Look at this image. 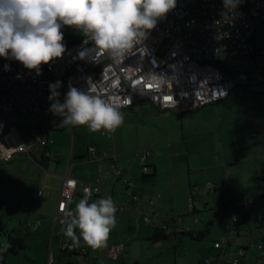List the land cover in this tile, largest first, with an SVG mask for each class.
Returning <instances> with one entry per match:
<instances>
[{
  "label": "built area",
  "instance_id": "2783aa9c",
  "mask_svg": "<svg viewBox=\"0 0 264 264\" xmlns=\"http://www.w3.org/2000/svg\"><path fill=\"white\" fill-rule=\"evenodd\" d=\"M261 22H264V0H249L247 5L232 10L225 8L224 0H176V7L157 21L156 27L147 34L142 44L119 62L106 54L95 62L79 59L78 52L92 47V43L89 41L85 44L82 34L77 36L76 33L69 38L64 37V55L47 65H41L39 74L24 68L18 61L0 57V144L4 158L9 159L17 153H26L31 157L36 154L49 155L39 151L51 141L44 135L43 128L34 123L24 124L25 120L18 115L50 118L52 101L49 99V85L57 81L60 82L57 91L61 103L69 87L87 91L92 84L93 94L109 100L119 110L138 101H149L162 110L185 112L226 98L237 83L232 73L246 64L252 49L251 36ZM67 28L71 27L65 26L62 32ZM8 134L13 138V149L6 153L5 137ZM89 153L99 156L93 145L89 146ZM135 153L142 171L148 172L146 160L150 150L142 149ZM102 155L108 160L109 169L120 177L123 169L117 162V156L107 151ZM42 181L35 192L36 196L43 193ZM78 183L68 173L63 175L54 217L55 223L62 227L61 235L64 232L61 219L74 213L85 187L93 189L90 202L106 197L97 182H81V191L77 194ZM123 183L128 198L123 203H115L116 212L125 209L142 212L145 222L165 229L166 234L190 229L176 222L170 225L171 220H177L180 216L154 210L153 200L143 209L133 191L134 180L124 178ZM76 195L78 200L75 199ZM253 200L243 198L240 204L228 203L224 211L230 223L251 224L248 236L254 237V243L250 246L254 263L264 264V236L256 231L258 229L263 234V217L247 214L241 209V205ZM188 210L192 213L195 211L193 199L188 202ZM40 224V220H36L31 225L32 230H37ZM227 232L223 240L226 245L230 243V235L239 234L236 226L228 228ZM214 247L222 250L207 257V264H238L239 256L246 253V248L241 246L237 254L226 255L222 241H215ZM73 251L76 261L81 262L87 248ZM123 252V243H116L110 246L108 256L115 259ZM56 263L57 255L48 251L46 264Z\"/></svg>",
  "mask_w": 264,
  "mask_h": 264
},
{
  "label": "rangeland",
  "instance_id": "374dc122",
  "mask_svg": "<svg viewBox=\"0 0 264 264\" xmlns=\"http://www.w3.org/2000/svg\"><path fill=\"white\" fill-rule=\"evenodd\" d=\"M73 33L81 35L72 28H67L63 35L69 38ZM262 89L264 79L258 74L256 78L252 75L249 89L238 83L226 98L182 112L181 118L178 117L168 132L157 131L144 122L135 123L136 120L126 119V109L120 110L124 120L113 133L103 129L91 132L87 126L56 128V125H63L62 117L53 114L48 121L47 118L34 116L32 123L39 124V127L46 122L53 126L48 149L59 154L60 160L51 157L39 164L33 156L22 153L6 159L0 144V217L4 226L3 230L0 228V264L5 254L7 264H14L25 257L31 258V264H43L42 254L45 259L47 247L44 241L48 240H45L47 234L42 231L54 223L63 179L56 168L73 160L74 153L85 154L87 146L96 141L105 150L111 146L130 149L138 145L135 149H146L153 144L171 143L170 148L164 147L165 152L159 159L161 168H164L160 172L161 180L170 179L174 172L175 181L179 183L174 189V197L181 203V211L170 212L172 216L178 214V222L196 234L207 228L199 238L186 234L177 236L176 242L179 239L184 242L177 249V264H207L198 262V259L202 257L205 261L211 254L222 250L214 247L215 241H222L226 255L237 254L241 246L245 247L246 253L239 256L238 264H255L250 247L254 237L248 236L251 224L230 223L224 208L228 203L240 204L243 198L254 199L241 205V209L250 215L263 217V234L258 229L256 231L264 236V196L261 195L264 191V97L258 93ZM173 163L177 164L178 169L174 168ZM170 164L174 170L169 169ZM138 169H141L140 162ZM149 173H152L151 166ZM43 179L44 194L38 197L35 192ZM182 194L186 195L184 200ZM75 199L78 200V195ZM190 199H193L195 206L193 213L187 207ZM37 219L42 221V231L39 229L36 232L31 225ZM234 226L239 227V234L230 235V243L226 245L223 240L228 228ZM58 228H61L60 224ZM5 229L26 238V247L19 254L4 253L10 245L4 234ZM170 255L174 261L172 249ZM58 258L56 264L77 262L76 256L67 252H60ZM103 261L109 262L108 259ZM148 263L151 264V260Z\"/></svg>",
  "mask_w": 264,
  "mask_h": 264
},
{
  "label": "clouds",
  "instance_id": "9594fccd",
  "mask_svg": "<svg viewBox=\"0 0 264 264\" xmlns=\"http://www.w3.org/2000/svg\"><path fill=\"white\" fill-rule=\"evenodd\" d=\"M238 4L239 0H224L229 10ZM175 7L176 0H0V57L18 61L39 74L41 65L64 55L61 29L67 26L78 30L85 44L92 43L78 52L79 59L95 62L106 54L119 62ZM59 86V81L49 85L50 111L62 117L64 126L113 133L123 123L119 107L93 94L94 85L87 91L69 87L63 103L58 99ZM92 192L91 187H85L74 213L61 219L72 247H79L82 241L93 250L102 249L116 227L113 199L108 196L90 202Z\"/></svg>",
  "mask_w": 264,
  "mask_h": 264
},
{
  "label": "crops",
  "instance_id": "0c3cea01",
  "mask_svg": "<svg viewBox=\"0 0 264 264\" xmlns=\"http://www.w3.org/2000/svg\"><path fill=\"white\" fill-rule=\"evenodd\" d=\"M126 111V119H131L133 121L136 120L135 123H138L137 121L144 122L149 125V127L161 132H168V130H170L171 125L175 121H177L178 117L181 118L182 114V112H165L168 110L159 109L149 101L135 102L132 106L126 108ZM18 117L23 120H25L26 118L27 122H25L24 124L32 123L34 120L33 116L31 115H18ZM50 118H47V120H51ZM41 125V128H43L44 130V135H47L49 138V130H53V126H51L48 122H46V124ZM56 126V128H61L64 125ZM5 138L7 140L6 153H8L9 150L13 149V138L11 134H8ZM91 145L95 147L96 153L99 156H94L89 153V145L86 148L85 154L83 152L74 153L72 155L73 160H69L68 162H66L65 166H57L56 168V171L59 172L57 173L59 174V176L61 175V177H63L65 173H68L79 181L77 186L78 194L81 191V182H97L103 195H105L106 197L110 196L115 203H123L128 198L123 179L128 178L134 180L135 182V187L133 191L138 196V203L140 206H143V209H146L149 206L150 200H153V209L161 212L162 214H172L170 210H176L178 212L181 211V208L179 206L181 205V203H179L174 197V189H176V187L179 185V183L175 181L174 172H172L171 174L172 179L170 178L166 181H163L160 177V172L163 171L164 168H161V162L159 161V159L163 155V152H165L164 147H171L170 142L164 145L153 144L150 148H146L150 150V155L148 156L150 157V159L148 161L146 160V163L148 164V166L152 167L153 172H147L146 174L142 172V169H140V171L138 169L139 159L135 152L138 150H142L135 149L138 145L133 146L130 149L111 146L108 150H105L103 147H101V144L97 141L91 143ZM39 151L42 153H49V155L47 156L48 158L46 156L45 158L44 156L38 154H36L38 157H35L34 155V158L36 160L35 162L39 164H42V162L49 160L51 157H53L54 159H58L60 157L59 154L50 152L48 149V145ZM106 151L112 152L117 156V162L123 169V174L120 177L115 176V174L109 169L108 160L102 155V153ZM59 162L60 161H58V163ZM173 164L174 168L178 169L177 164ZM174 168L172 164L169 165V169L174 170ZM43 183L44 179L42 181V188ZM43 194L44 192L42 193V195ZM185 196L186 195L182 194L181 197L183 200ZM174 215L178 216V214ZM116 217L117 224L116 227L110 233L107 246L102 249L96 250L87 247L86 255L84 259L81 260V264H149V260H151V264H177V249H179V246L184 243L183 240L179 239L178 242H176L177 238L174 237L172 234H169L170 238L161 239L158 241L152 240L151 237L154 233V226L151 223H147L143 220L142 212H138L134 209H125L123 211H118L116 212ZM179 220L180 218H178L177 220H171L169 224L173 226L176 222L177 224L182 225L183 223H179ZM0 221L2 223L1 217ZM181 221L183 222V219H181ZM34 222L35 221H33V223ZM40 222L41 224L37 228V230H35L36 232L39 231L42 225L41 220ZM58 224L59 223H55L54 220V223L49 229H44L43 231L42 228L40 229L43 234H47L45 240H48L44 241L47 242V247L45 248V259L44 255L42 254L43 264H46L48 251L50 250L55 255H57L58 261L60 247L62 244H65L68 241V237L64 235V232L61 235L62 227L59 229ZM182 226L185 225L183 224ZM236 228L239 233V227ZM23 239L25 240L26 238ZM116 243H123L124 252L119 254L117 258L112 259L108 256V251L110 246ZM171 249L173 250L174 261L170 258L172 257V255H170ZM2 259L4 263L7 264L6 254L3 255ZM103 259H108L109 262H104ZM24 260L27 262H25ZM198 262L204 263L205 261L201 257L198 259ZM31 263H33L31 261V258L25 257L24 259L17 260V262L14 264Z\"/></svg>",
  "mask_w": 264,
  "mask_h": 264
},
{
  "label": "trees",
  "instance_id": "16d2710c",
  "mask_svg": "<svg viewBox=\"0 0 264 264\" xmlns=\"http://www.w3.org/2000/svg\"><path fill=\"white\" fill-rule=\"evenodd\" d=\"M248 1L249 0H239L238 7L247 5ZM250 42L252 45V49L250 51L246 64H244L241 69L232 73V76L237 79L236 85L239 83L241 84L242 87H245V88L248 87V89H249V86L252 80V75H254L256 78V75L258 74L261 78L264 79V22H261L256 26L251 36ZM258 93L260 94L261 97H264V89L258 91ZM65 127L66 126H63L61 129ZM143 173L146 174L147 172H143ZM261 195L264 196V191L261 192ZM261 227L262 226H260V228ZM0 228L2 230L4 229V226L1 223V221H0ZM205 230H207V228ZM205 230L196 234L193 230L189 229L185 232L174 233L172 235L176 238H178L177 236L181 234L189 235L191 238H199L205 233ZM4 234L7 236V240L10 244L9 247L4 251V253L10 252L13 254H18L21 250H23L26 247L24 239L18 235H15L13 231L5 229ZM168 236L170 235L166 234L165 229L161 227H154V233L151 239L154 241H158L161 239H166ZM71 245H72V241L70 238H68V241L65 244L61 245L59 251L67 252L69 254L75 255V252L73 251L74 249L81 248V247H86V248L88 247L82 241L79 247H72ZM1 264H5L4 261H2ZM76 264H81V263L77 261Z\"/></svg>",
  "mask_w": 264,
  "mask_h": 264
}]
</instances>
